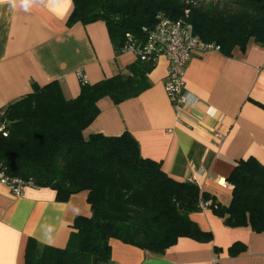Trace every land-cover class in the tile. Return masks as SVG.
<instances>
[{"label": "crops", "instance_id": "1", "mask_svg": "<svg viewBox=\"0 0 264 264\" xmlns=\"http://www.w3.org/2000/svg\"><path fill=\"white\" fill-rule=\"evenodd\" d=\"M72 10V0H33L27 10L19 0L15 8L0 0V110L31 93L32 84L57 81L71 99L80 91L77 70L92 84L134 62L132 52L115 55L103 21L68 26ZM168 66L159 55L140 94L118 104L100 99L84 136L128 131L143 158L177 181L194 178L227 206L232 186L226 178L236 163L251 157L264 164V47L250 42L244 53L212 50L190 58L184 89L197 98L194 108L172 106L163 86ZM90 215L86 192L61 202L49 187L24 186L16 196L0 182V264H26L29 238L65 247L75 218ZM190 217L211 232L210 242L180 237L158 255L114 241L110 264H264V232L226 227L209 208ZM234 244L244 251L230 254Z\"/></svg>", "mask_w": 264, "mask_h": 264}, {"label": "trees", "instance_id": "2", "mask_svg": "<svg viewBox=\"0 0 264 264\" xmlns=\"http://www.w3.org/2000/svg\"><path fill=\"white\" fill-rule=\"evenodd\" d=\"M191 2V3H190ZM66 24L103 21L120 55L130 45L141 48L162 15L178 19L189 7L194 34L215 44L226 56L244 53L250 42L264 47V0H72ZM156 58L136 55L125 71L98 82L80 84L66 99L57 81L32 84V92L0 110V173L27 186L49 187L56 200L86 192L89 217L78 216L63 248L27 240L26 264H110L112 243L119 241L152 254H163L178 238L210 242L190 214L205 202L229 228L264 232V164L239 160L226 180L232 186L227 206L197 184L177 181L158 162L143 158L136 139L84 130L99 114L98 101L115 104L149 87ZM209 201V202H208ZM245 246L234 244L232 255ZM215 251L218 248L214 247Z\"/></svg>", "mask_w": 264, "mask_h": 264}, {"label": "built area", "instance_id": "3", "mask_svg": "<svg viewBox=\"0 0 264 264\" xmlns=\"http://www.w3.org/2000/svg\"><path fill=\"white\" fill-rule=\"evenodd\" d=\"M185 1L189 3L190 0ZM189 18V7L184 9L183 15L178 19L160 15L141 48L130 45L124 50V52H132L135 56L147 54L157 59L159 55H164L167 58L169 66L163 79V86L175 109L185 106L194 108L198 103L197 98L184 89L186 66L190 58L212 50L219 51L215 44L205 42L194 34ZM76 76L80 84L87 83V78L81 69L76 71ZM3 129L4 124L0 123V132H3ZM189 181L194 183L195 179L190 178ZM0 182L6 184L16 196H20L23 187L27 186L20 178H8L1 173ZM199 207L203 210L207 204L200 201Z\"/></svg>", "mask_w": 264, "mask_h": 264}, {"label": "clouds", "instance_id": "4", "mask_svg": "<svg viewBox=\"0 0 264 264\" xmlns=\"http://www.w3.org/2000/svg\"><path fill=\"white\" fill-rule=\"evenodd\" d=\"M8 2L11 4L13 8L17 6V0H8ZM32 3L33 0H19V5L25 10H27Z\"/></svg>", "mask_w": 264, "mask_h": 264}, {"label": "rangeland", "instance_id": "5", "mask_svg": "<svg viewBox=\"0 0 264 264\" xmlns=\"http://www.w3.org/2000/svg\"><path fill=\"white\" fill-rule=\"evenodd\" d=\"M207 208V207H206Z\"/></svg>", "mask_w": 264, "mask_h": 264}]
</instances>
